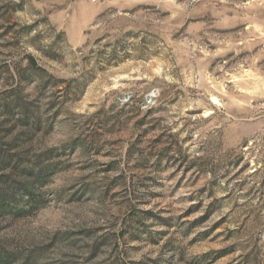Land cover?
<instances>
[{"label": "rangeland", "instance_id": "374dc122", "mask_svg": "<svg viewBox=\"0 0 264 264\" xmlns=\"http://www.w3.org/2000/svg\"><path fill=\"white\" fill-rule=\"evenodd\" d=\"M0 264H264V0H0Z\"/></svg>", "mask_w": 264, "mask_h": 264}, {"label": "trees", "instance_id": "16d2710c", "mask_svg": "<svg viewBox=\"0 0 264 264\" xmlns=\"http://www.w3.org/2000/svg\"><path fill=\"white\" fill-rule=\"evenodd\" d=\"M14 197V196H13Z\"/></svg>", "mask_w": 264, "mask_h": 264}]
</instances>
